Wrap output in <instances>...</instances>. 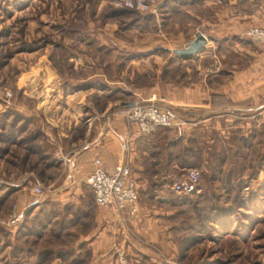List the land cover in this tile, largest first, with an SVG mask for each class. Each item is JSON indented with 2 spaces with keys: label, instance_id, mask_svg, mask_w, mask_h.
Returning a JSON list of instances; mask_svg holds the SVG:
<instances>
[{
  "label": "rangeland",
  "instance_id": "374dc122",
  "mask_svg": "<svg viewBox=\"0 0 264 264\" xmlns=\"http://www.w3.org/2000/svg\"><path fill=\"white\" fill-rule=\"evenodd\" d=\"M193 1L0 0V264H39L36 250L49 237L32 234L38 210L29 214L28 208L16 227L5 221L18 199L21 206L34 197L32 184L40 182L46 191L63 174L55 152L65 151L49 137L57 128L51 120L62 114L71 125L75 111L86 105L66 107L62 97L54 99L58 88L64 95L91 86L104 97L124 99L129 87L156 83L154 53L166 56L162 46L176 48L201 33L194 13L203 15L202 9L185 12L195 9ZM123 5L133 10L114 12ZM169 62L166 58L159 76L184 79L183 64ZM91 71L98 73L91 82L72 83ZM98 99L100 105L104 99ZM190 141L191 164L168 159L158 167L161 178L135 183L141 201L154 197L164 213L168 264H264V172L259 183L249 181L253 172L236 164L222 168L221 143L207 159L205 145ZM168 163L199 169L197 189L174 193ZM40 264L65 263L57 256Z\"/></svg>",
  "mask_w": 264,
  "mask_h": 264
},
{
  "label": "crops",
  "instance_id": "0c3cea01",
  "mask_svg": "<svg viewBox=\"0 0 264 264\" xmlns=\"http://www.w3.org/2000/svg\"><path fill=\"white\" fill-rule=\"evenodd\" d=\"M192 5L195 9L189 7L185 12L192 15V10L202 9L203 15L199 11L194 15L198 20L197 30L205 36L204 47L189 56L177 54V57L173 52L175 47L162 46L160 50L166 56L158 51L154 53L156 83L129 87L124 99L104 97L99 94L100 89L91 86L64 95H60L58 88V94L54 95V99L62 97L66 107L69 104L75 109L81 104L86 107L81 112L75 111L71 125V118H63L62 114L51 120V125L57 128L49 132V137H55L57 146L67 153L63 174L48 184L51 189L25 199L21 206L18 199L17 205L22 214L28 208L29 214L39 209L40 217L48 213L47 226L60 220V234L54 247L69 248L77 254L87 250L82 264H114L112 246L124 249L136 264L150 261L168 264L164 250L165 220L161 217L164 213L158 209L154 197L151 198L154 201L150 198L141 201L137 190L138 211L130 217L93 203L83 179L94 157L107 169L127 160L136 182L147 176L161 178L160 148L165 138L180 134L187 135L191 144L203 143L207 159L211 158L210 151H217L216 143H221L222 168L227 163L236 164L240 171L254 173L249 181L257 182L263 177L264 44L250 41L243 31L250 25L264 26V0H194ZM166 58L170 64H183L184 79L176 75L159 76ZM97 74L87 72L72 78V83L91 82ZM151 93L163 95L166 104L181 103L177 113L183 122L142 136L118 107L131 100L145 99ZM101 97L104 100L98 105ZM155 165L157 171L151 172L150 167ZM63 232L66 237L62 240ZM152 242L162 248L157 252Z\"/></svg>",
  "mask_w": 264,
  "mask_h": 264
},
{
  "label": "built area",
  "instance_id": "2783aa9c",
  "mask_svg": "<svg viewBox=\"0 0 264 264\" xmlns=\"http://www.w3.org/2000/svg\"><path fill=\"white\" fill-rule=\"evenodd\" d=\"M243 35L250 41L264 44V26L250 25L243 31ZM3 95L9 96L5 90ZM182 106L176 102L166 104L164 96L149 94L145 99L131 100L129 104L120 108L128 122L135 125L136 132L142 136L149 135L161 126H176L183 121L179 118L177 108ZM55 157L62 164H66L67 153L60 150L55 152ZM168 173L172 176L169 183L171 190L176 194H187L197 189L200 170L197 168H182L174 163H168ZM83 182L91 189L92 201L97 206H107L120 215L133 216L138 211L136 180L130 171L129 163L123 160L116 163L111 169L102 165L98 157L92 159V166L85 175ZM31 194L40 196L43 193L41 183L36 182L29 188ZM22 212L17 206L12 205L6 219L7 225L18 224ZM114 249V264H132L122 248Z\"/></svg>",
  "mask_w": 264,
  "mask_h": 264
},
{
  "label": "trees",
  "instance_id": "16d2710c",
  "mask_svg": "<svg viewBox=\"0 0 264 264\" xmlns=\"http://www.w3.org/2000/svg\"><path fill=\"white\" fill-rule=\"evenodd\" d=\"M114 12L118 13H125L127 11H132V6H121L118 8H114ZM90 84V83H89ZM161 127H170V126H161ZM190 138L186 135H180L176 134L175 136H169L165 138V141L162 145V148H160V154H161V163L165 162L168 159L175 158L182 162L183 164L189 165L191 162L189 161L188 157H190ZM194 154H198L197 151H193ZM191 153V154H193ZM157 158V156H155ZM53 164V163H52ZM150 165H153V162H151ZM151 172H156L153 167H150ZM88 187V185L86 184ZM89 188V187H88ZM90 189V188H89ZM91 193V189L89 190ZM92 195V193H91ZM39 211V209H38ZM38 213V212H36ZM39 215H36V217ZM40 220L39 223H37V227H34L32 229V234L41 237L42 235L49 236L48 239L44 241L42 246L38 248L36 251L38 253L37 257V263H42L44 261H49L53 257H59L63 263L65 264H82L88 254L87 250H83L80 254H77L74 252V250L69 248H61V247H54L56 244V240L58 238V234H60L59 231V223L60 220H57L52 225L47 226L46 223L48 221V213H44L43 216L38 218ZM44 227V228H43ZM63 235L62 240L64 237H66L65 232L61 233Z\"/></svg>",
  "mask_w": 264,
  "mask_h": 264
},
{
  "label": "water",
  "instance_id": "95a60500",
  "mask_svg": "<svg viewBox=\"0 0 264 264\" xmlns=\"http://www.w3.org/2000/svg\"><path fill=\"white\" fill-rule=\"evenodd\" d=\"M205 36L201 33H197L189 40V42L184 47L174 48L173 52L180 56H189L204 47Z\"/></svg>",
  "mask_w": 264,
  "mask_h": 264
}]
</instances>
